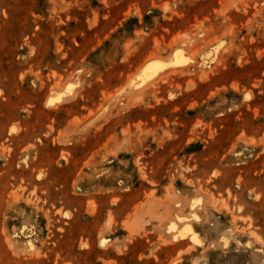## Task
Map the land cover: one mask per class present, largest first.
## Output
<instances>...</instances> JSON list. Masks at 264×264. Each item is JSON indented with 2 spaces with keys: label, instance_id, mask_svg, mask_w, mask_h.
Segmentation results:
<instances>
[{
  "label": "rangeland",
  "instance_id": "374dc122",
  "mask_svg": "<svg viewBox=\"0 0 264 264\" xmlns=\"http://www.w3.org/2000/svg\"><path fill=\"white\" fill-rule=\"evenodd\" d=\"M0 264H264V0H0Z\"/></svg>",
  "mask_w": 264,
  "mask_h": 264
},
{
  "label": "bare ground",
  "instance_id": "6f19581e",
  "mask_svg": "<svg viewBox=\"0 0 264 264\" xmlns=\"http://www.w3.org/2000/svg\"><path fill=\"white\" fill-rule=\"evenodd\" d=\"M178 54V53H177ZM177 56V55H176ZM173 58H174V56H173ZM177 61V60H176ZM154 63V62H153ZM173 64L174 63H176L175 61H173L172 62ZM178 64V63H177ZM176 65V64H175ZM177 66V65H176ZM152 67V66H151ZM155 67H157V66H155ZM168 67H170V66H168ZM164 68H166V67H164ZM163 68V69H164ZM160 69V68H159ZM162 69V68H161ZM170 69V68H169ZM172 69V68H171ZM177 69V68H176ZM153 70V69H152ZM154 70H156V69H154ZM167 70V69H166ZM165 70V71H166ZM154 72V71H153ZM156 72V71H155ZM170 72V71H169ZM169 72H167V73H169ZM172 73V72H171ZM155 77V76H154ZM148 78V77H147ZM159 79V78H158ZM149 82V81H148ZM154 82V81H153ZM141 83H143L142 81H141ZM148 84H150V83H148ZM57 91V90H56ZM59 91V90H58ZM61 91V90H60ZM66 94V93H65ZM65 94H64V96H65ZM62 95H63V92H62ZM60 96H61V94H59L58 92H56V94H54V95H52V97L50 98V100H48L49 102L47 103V105H48V107H52V108H54L59 102H62V100L60 99ZM63 97V96H62ZM63 98H65V97H63ZM73 98V97H72ZM61 100V101H60ZM64 101V100H63ZM90 115V114H89ZM72 131V130H71ZM188 223V222H187ZM182 225H185L184 223L182 224ZM184 227V226H183ZM187 227V226H186ZM168 228L170 229V230H176L177 231V229H178V224L177 223H174V224H169V226H168ZM182 229V228H181ZM184 229H186L185 227H184ZM183 229V232L184 231H186V230H184ZM180 230V229H179ZM178 230V233H180V231ZM188 231L187 232H189V229H187ZM177 233V234H178ZM178 235H180V234H178Z\"/></svg>",
  "mask_w": 264,
  "mask_h": 264
}]
</instances>
